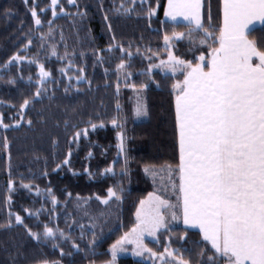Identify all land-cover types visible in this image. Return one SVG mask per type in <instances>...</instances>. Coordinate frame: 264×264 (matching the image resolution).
Returning <instances> with one entry per match:
<instances>
[{
	"label": "trees",
	"instance_id": "1",
	"mask_svg": "<svg viewBox=\"0 0 264 264\" xmlns=\"http://www.w3.org/2000/svg\"><path fill=\"white\" fill-rule=\"evenodd\" d=\"M166 1L146 0L141 5L136 0L134 10L123 15L116 9L120 4L132 7L130 0H76L78 7L60 0L56 11L64 10L66 14L53 19L50 0H0V111L4 124L10 126L0 128V264L107 263L111 260V246L136 225L140 201L154 191L145 168L174 167L178 162L172 84L179 74L172 77L153 71L151 80L143 74L151 63L146 57L152 56L157 64L160 59H167L165 34L187 32L185 24L164 20ZM149 6L156 11L155 17L148 16ZM221 8V0H204L203 14L207 18L210 9L213 27H221ZM33 10L42 22L39 28L31 14ZM50 28L57 35L56 41L57 37H64L56 55L50 52ZM249 39L258 45L264 41V26L252 30ZM183 46L182 41L177 42L176 56L193 62L200 55L207 58L211 51L202 47L186 52ZM127 52L132 53L131 58ZM17 54L42 62L51 72V79L40 88L35 63H8ZM66 54L75 67L68 76L80 77L83 71V81L68 79L60 71L65 67L62 60ZM121 62L131 74L130 85L138 89L144 83L148 85L147 119L127 125L126 169L124 161L117 158L119 129L112 123L119 121L121 100L127 103L130 96L128 89L122 91V97L118 92L121 82L117 67ZM37 90L41 93L39 98L35 95ZM26 99L30 103L23 122L15 127L10 116L21 112ZM84 129L87 136L74 139L75 133ZM65 160L67 164L63 163ZM111 166L114 175L104 174ZM23 185L50 193L58 206L54 208L50 199L34 197ZM110 188L121 199L114 200L112 218L104 227L92 230L80 218L93 214L102 222L108 219L109 213H105L99 200L107 198ZM86 199L89 203L84 207L81 204ZM39 209L42 211L38 213ZM10 212L13 218L9 227ZM15 215L21 216L24 225L15 223ZM44 225L58 226L71 239L38 241L28 234L27 229L42 234ZM185 230L179 226L167 234L162 231L159 242L149 241L148 246L161 252L170 242L191 264H204L198 256L205 244L199 231L188 229L185 236ZM73 243L79 250L72 247ZM211 254L207 251V255ZM118 264L149 263L123 257Z\"/></svg>",
	"mask_w": 264,
	"mask_h": 264
},
{
	"label": "snow or ice",
	"instance_id": "2",
	"mask_svg": "<svg viewBox=\"0 0 264 264\" xmlns=\"http://www.w3.org/2000/svg\"><path fill=\"white\" fill-rule=\"evenodd\" d=\"M67 2L78 7L76 0ZM130 3L132 7L120 4L116 12L130 14L136 0H130ZM140 3L143 5L144 0ZM58 5L59 0H51L53 17L57 15ZM203 7L202 0H167L164 15L172 21L182 18L187 22V32L165 34L167 59H160L157 64L152 56L146 57L151 63L143 73L150 80L153 69H160L165 75L171 73L172 77L179 74L172 84L178 162L174 167H166L171 195L176 202L155 194L141 200L136 211V226L111 246L108 264H116L118 254L125 250L126 244L135 246L133 254L136 256L147 254L152 264H191L180 250L171 247L170 242L161 252L153 251L145 243L146 236L158 243L157 233L162 230L165 234L171 232L169 218L182 221L185 236L188 229L199 230L205 244L198 256L204 264H264V41L258 45L249 39L252 25L258 22L264 26V0H222L221 27H213L211 11L209 9L205 18ZM31 14L39 28L42 22L36 11ZM153 14L149 6L148 16ZM104 18L107 20V15ZM108 28L111 29L110 24ZM194 36L199 37L198 41L193 40ZM183 39L210 49L209 56L200 55L195 62L179 58L172 51V42ZM28 43L31 44V40ZM52 54L56 55L55 50ZM126 55L131 58L132 53ZM24 60L25 57L17 54L8 63L15 61L19 64ZM125 69L123 62L117 67V71ZM125 75L131 74L125 71ZM49 76L50 73L40 65L41 87ZM147 86L142 84L141 90ZM40 94L39 90L35 93L37 97ZM29 103L24 100L21 111ZM147 114L146 105L138 102L135 115L144 117ZM112 123L116 126V120ZM8 127L0 116V128ZM92 128L95 129L96 125L93 124ZM81 135H87V129L75 133L74 139ZM119 140L123 152V132ZM63 163L67 164L68 160ZM105 171L112 172V169ZM145 171L149 170L146 168ZM107 197L101 201L105 205L109 200L121 199L111 188ZM52 202L57 203L54 197ZM12 218L10 212L9 227ZM14 220L16 224L24 225L21 216L15 215ZM43 229L42 234L27 231L38 241L41 238L52 241L58 237L71 239L59 231L58 226L44 225ZM92 243H95V237ZM72 247L79 250L75 243ZM206 250L212 254L207 255Z\"/></svg>",
	"mask_w": 264,
	"mask_h": 264
},
{
	"label": "rangeland",
	"instance_id": "3",
	"mask_svg": "<svg viewBox=\"0 0 264 264\" xmlns=\"http://www.w3.org/2000/svg\"><path fill=\"white\" fill-rule=\"evenodd\" d=\"M145 1L146 0H144V2ZM50 5H51V0H50ZM59 6H60V0H59V5L57 6V8ZM57 8H56V10H57ZM49 9L51 10V7H49ZM153 12H154V14L151 17H155V15H156V11H153ZM65 14H66V12L64 10H62L61 12H57V15L55 17H53V16L52 17H53V19H56V18H58V17H60L62 15H65ZM37 17H38V13H37ZM41 26H42V23H41ZM41 26H39V27H41ZM75 30H77V29H75ZM59 34H63L62 31H59ZM49 36L52 39L51 40L52 44H50V52L52 54L53 50H55L56 54H58V52H59L58 46H59L60 42L64 39V37H60V38L57 37L58 41H56V36L57 35L55 33H51ZM198 38L199 37L194 36L193 40H197L198 41ZM179 41H182L184 43V46H183L182 50L186 51V52H192V51H194L195 48L199 49V48L205 47V46H201L198 42L195 43V44H192L187 39L173 41L172 43H173L174 47L172 48V51L174 52L175 55H176L177 42H179ZM47 43H49V42H47ZM163 47L165 48V43L164 42H163ZM68 59H70V56H67V54H66L63 57V60H62L63 62L64 61L66 62L65 67L61 68V69L64 70L62 73L64 74V76L68 77V79L75 78L76 75H71V77L68 76L69 75V73H68L69 70L70 69H75V67L72 66V61H70V60L68 61ZM28 61H35V66L37 68V76H38L37 84H38V86L40 88H42L40 86V84H39L40 65H43L45 71L50 73V76L45 79L44 84L47 83L51 79V72L48 69H46L45 65L42 62H40L39 60H33V59L30 60L27 57H25L24 62L28 63ZM67 61H68V63H67ZM13 62L16 63L15 61H13ZM19 64H21V63H19ZM61 69H60V71H61ZM125 71L127 72L126 69L119 71L120 72V82L121 83H119L118 86H120V84H121V88L119 89V87H118V92H119L120 96L122 97L123 96L122 91L125 90V89H128V91L130 92V96L127 99V103L121 100V104L119 105V108L121 110L120 118H119V121H116V126H114V127L119 129V131L117 133V139H118L117 149H118V152H119V154L117 155V158L120 157L124 161V166H125V169H126L127 166H128V146H127V142L129 140L127 125H128L129 122H141V121L146 120L147 117H148V114H147V116H144V117H137L135 115V109H136V106H137L138 102H143L146 105L145 89L141 90V89H138V88H133V85H130L128 83L131 80V76H126L125 75ZM153 71H158V72L163 73L160 69H153ZM168 75H171V73H169ZM84 79H85L84 78V72L81 71V76L80 77H76V81L81 82ZM27 108L23 109V111H21L20 113L18 112L15 115H11L10 116V119L13 121V124H14L15 127H17V125L20 126V124L23 122V114H24V112L26 111ZM1 114L2 113L0 111V116H2ZM121 125H122V127H120ZM121 132H123V134H124V151L123 152H121L120 148H119V144H120L119 135H120ZM87 134H88V131H87ZM81 136H87V135H81ZM79 138H76V139L78 140ZM125 159H127V164H125ZM166 167L167 166H165V167H148L147 169L149 171L148 172L145 171V173H146V175L148 177H150V179L152 180L153 185L155 187L153 193H151V194L159 195V196H161L164 199H170L173 203H175L176 202L175 201V197L171 195V190H170V186H169V183H168L169 176L167 174ZM111 169H112V172H104V174L107 173V174H110V175H114L115 171L113 169V166H111ZM123 172H125V171H123ZM28 186H30V185H28ZM13 188H14V184H13V182H11L10 189L13 190ZM23 188L25 190H27L31 195H33L36 198H41V199L47 198V199H50L51 201H53V198L50 196V193H46L43 189H39L37 187L32 188L31 186L30 187H24L23 186ZM149 195L144 200H147ZM102 200H104V199H100L99 201H100L102 207L105 209V213H107V214L109 213L108 219H106V220H104L102 222V221H100L98 219L97 215L93 216V214L92 215H88V216L83 214L82 218H80L81 220L85 221L88 224V227H90L92 230L94 229L95 231L98 230V229H102L104 227V224L108 220H110L112 218V215H113V213H111L112 212L111 208L113 206L114 199L109 200V203L107 205L103 204L101 202ZM56 201H57V199H56ZM88 203H89V200L86 199L81 205L86 207V205ZM53 206H54V208H56L58 206V202L56 204H53ZM138 208H140V204L138 205ZM41 211H42V209H39L38 213L41 212ZM105 213H100V214L103 215ZM177 215H179V213H177ZM54 217L57 218V214H55ZM135 219H136V213H135ZM92 221L94 223H92ZM179 226L185 227L183 225L182 221H171L170 218H169V227H170V229L175 228V227H179ZM160 233H157V237L159 236ZM149 241L150 242H155V240L152 237H147L146 236L145 237V243L147 244V246H148V242ZM124 247H125V250L118 254L116 264H118L119 258H123V257H131V258H133L135 260L143 261L145 263L152 264V261L148 258L147 254H145L144 256H136V255L133 254L134 251H135V246L134 245L126 244ZM110 255H111V253H110ZM105 264H108V262L105 263Z\"/></svg>",
	"mask_w": 264,
	"mask_h": 264
},
{
	"label": "crops",
	"instance_id": "4",
	"mask_svg": "<svg viewBox=\"0 0 264 264\" xmlns=\"http://www.w3.org/2000/svg\"><path fill=\"white\" fill-rule=\"evenodd\" d=\"M203 4H204V0H202ZM221 3H222V0H221ZM167 7V1H166V6H165V9ZM204 8V7H203ZM222 10V8H221ZM202 12H203V9H202ZM164 20L168 23H174V24H177V23H181V24H185L186 25V21H184L182 18L178 17L176 21H172L170 18L166 17L164 15ZM222 21H223V11H222ZM221 26H222V22H221ZM262 25H260L258 22L254 25H252V29L254 30L255 28H258ZM193 230H198V229H193ZM199 231V230H198Z\"/></svg>",
	"mask_w": 264,
	"mask_h": 264
}]
</instances>
